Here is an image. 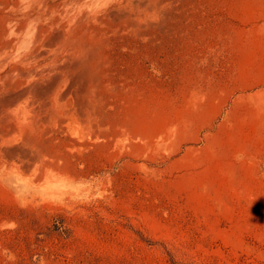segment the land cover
I'll return each mask as SVG.
<instances>
[{"label": "rangeland", "instance_id": "374dc122", "mask_svg": "<svg viewBox=\"0 0 264 264\" xmlns=\"http://www.w3.org/2000/svg\"><path fill=\"white\" fill-rule=\"evenodd\" d=\"M51 5L60 70L0 71L35 94L0 103V264H264V0H0V26Z\"/></svg>", "mask_w": 264, "mask_h": 264}, {"label": "bare ground", "instance_id": "6f19581e", "mask_svg": "<svg viewBox=\"0 0 264 264\" xmlns=\"http://www.w3.org/2000/svg\"><path fill=\"white\" fill-rule=\"evenodd\" d=\"M54 6L51 5L46 11L45 13L48 14L47 12L49 11L50 13L48 14V17L46 18V25L47 27H45L43 24H41L40 22V18H41V14H39V17L33 19L30 21V23L24 27L22 24H20V22H15V23H9V24H5L0 26V71L4 72V70L6 69L7 66H10V70L6 71L5 75L1 78L3 79H11V80H19V81H25V82H31V81H36L38 77L40 76H46L49 74H53V72H56L57 69L60 70V66L56 67L53 62L56 60V58L59 56V52L60 49L58 48H54L55 45H57L56 40L61 38V37H65L66 36V31H60L58 33H55V28L59 27L60 24H56L54 23L56 20V14L53 11ZM73 10H66V14L62 15L60 14V16H62L63 19L67 18L68 16H73L75 15L73 13ZM29 16V15H27ZM27 16H23L21 18H26ZM2 19H4L3 16H1ZM20 20V18H19ZM26 30L28 31V35L25 37V32ZM70 30V29H69ZM68 30V31H69ZM52 35H55L54 37H51ZM57 36V37H56ZM13 45V46H18L16 48V50L13 48H8L9 45ZM19 50V51H18ZM72 50V49H71ZM15 51L17 53V55H13V52ZM14 52V53H15ZM67 52H70V50H68ZM10 58L12 59L10 61ZM52 77V76H51ZM50 77V78H51ZM48 79V78H47ZM40 80V79H39ZM60 80V79H59ZM52 81V79L50 80ZM3 82V81H2ZM6 82V81H5ZM14 82V81H13ZM18 82V81H17ZM41 82V81H40ZM43 82V81H42ZM54 82V81H52ZM57 83V81H55ZM61 82V81H58ZM8 83V82H7ZM44 83V82H43ZM49 83V82H48ZM17 84V83H16ZM28 84V83H27ZM31 84V83H30ZM45 84V83H44ZM6 85V84H5ZM41 85V84H40ZM48 86V84H47ZM7 87V86H6ZM46 87V86H45ZM54 87V85H53ZM34 88V87H33ZM51 88V87H50ZM59 88V87H58ZM22 89V88H21ZM26 89V87H25ZM40 90V89H39ZM41 91V90H40ZM54 91V90H52ZM20 92V91H19ZM34 92V90H33ZM5 93V91H4ZM10 93V92H8ZM31 91H22L19 94L16 95H10V97L8 98H2L0 97V103L1 106L3 108V111L7 113V111H9L10 107L15 109L13 110L12 108L10 110H12L13 112L15 111V113L22 117L24 121L27 120L28 118V114L31 112L32 114V109L31 107L30 110L28 108V106L26 105V103L28 102V94H30V96L35 95L34 93L31 95ZM39 93V92H37ZM36 93V94H37ZM46 93V92H45ZM53 93V92H52ZM57 93V92H56ZM3 94V93H2ZM41 94V93H40ZM48 94V93H47ZM42 95V94H41ZM40 95V96H41ZM44 95V94H43ZM62 95V94H61ZM59 95V96H61ZM67 95V94H66ZM8 96V95H7ZM39 96V95H38ZM45 96V95H44ZM59 96L56 95V99L57 101L60 100ZM42 97V96H41ZM64 97V96H63ZM67 97V96H65ZM64 97V98H65ZM30 98V97H29ZM61 98V97H60ZM63 98V99H64ZM32 99H34L33 101H37L35 100V98L32 97ZM43 99V98H40ZM31 100V99H30ZM46 100V99H45ZM67 100V99H66ZM65 100V101H66ZM50 102V101H49ZM60 102V101H59ZM63 102V101H62ZM61 102V103H62ZM22 103H24L23 105H21ZM30 103V102H29ZM35 103V102H34ZM43 103V102H42ZM41 102H39V104H42ZM87 103V102H86ZM45 104V103H44ZM91 105L88 102V106ZM14 106V107H13ZM33 106V103L32 105ZM35 106V105H34ZM43 106V105H42ZM65 106V104H64ZM92 106V105H91ZM46 107V106H45ZM49 107V106H48ZM87 107V106H86ZM90 107V106H89ZM39 108V106H38ZM41 108V107H40ZM44 108V107H43ZM66 108V107H65ZM75 108V107H74ZM1 109V108H0ZM34 109V108H33ZM46 110V109H44ZM43 110V111H44ZM63 110V108H62ZM77 110V108H76ZM86 110V109H85ZM35 111V110H34ZM37 111V110H36ZM42 111V110H41ZM42 111V112H43ZM47 111V110H46ZM73 111V110H72ZM87 111V110H86ZM97 111V110H96ZM41 112V114H42ZM77 112V111H75ZM74 112V113H75ZM80 112V111H79ZM36 113V112H35ZM63 113H65L63 111ZM73 113V112H71ZM70 113V114H71ZM10 114V113H9ZM14 115V113H11ZM69 114V113H67ZM86 114V113H85ZM6 116V114H4ZM12 115V116H13ZM22 115V116H21ZM40 115V114H39ZM54 115V114H53ZM57 115V114H56ZM77 115V114H76ZM80 115V114H79ZM4 116V117H5ZM16 116V115H14ZM17 116V117H18ZM27 116V118H26ZM45 116V115H44ZM42 116V117H44ZM66 116V115H65ZM74 116V115H73ZM78 116V115H77ZM8 119V118H7ZM12 119V118H11ZM17 119V118H15ZM37 119V117H36ZM81 119V117H80ZM6 120V119H5ZM76 120V119H75ZM83 120V119H82ZM9 121V120H8ZM57 121V120H56ZM77 121V120H76ZM10 122V121H9ZM20 122V121H19ZM46 122V121H43ZM80 122V120H79ZM83 122V121H82ZM25 123V122H24ZM29 124L34 125L35 121L34 120H29L28 121ZM75 124H80V123H76ZM18 125V124H17ZM20 126V125H19ZM23 124L20 126L22 127ZM26 126V125H25ZM29 126V125H28ZM27 127V126H26ZM30 127V126H29ZM9 129V128H8ZM4 130V129H3ZM13 130V129H12ZM25 131V130H24ZM4 132V131H2ZM5 135V134H4ZM16 135V134H15ZM14 135V136H15ZM9 136V135H8ZM13 136V135H12ZM15 138V137H14ZM17 138V137H16ZM8 139V138H7ZM9 140V139H8ZM9 142V141H8ZM4 143V142H3ZM2 145V144H1ZM5 146V145H4ZM9 147V146H7ZM2 148V147H1ZM10 152V151H9ZM20 152V151H19ZM1 153V152H0ZM29 153V152H28ZM35 154V153H34ZM38 154V153H37ZM17 155V154H16ZM29 155V154H28ZM26 157V156H25ZM18 158V157H17ZM19 158H22L19 157ZM38 156H35L34 159H38ZM16 159V158H13ZM5 160V159H4ZM26 160V159H24ZM29 161V160H28ZM17 162V161H16ZM20 162V161H19ZM30 162V161H29ZM35 163V161H34ZM31 164V163H30ZM38 164V163H37ZM22 165V164H21ZM26 165V164H24ZM32 165V164H31ZM31 166H29L30 168ZM28 168V166H27ZM28 168V169H29Z\"/></svg>", "mask_w": 264, "mask_h": 264}]
</instances>
